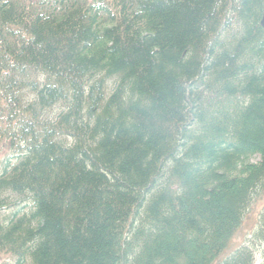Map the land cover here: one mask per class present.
Wrapping results in <instances>:
<instances>
[{
  "label": "trees",
  "instance_id": "obj_1",
  "mask_svg": "<svg viewBox=\"0 0 264 264\" xmlns=\"http://www.w3.org/2000/svg\"><path fill=\"white\" fill-rule=\"evenodd\" d=\"M263 12L264 0H0V151L15 157L0 194L16 198L0 254L253 264L227 253L264 190Z\"/></svg>",
  "mask_w": 264,
  "mask_h": 264
},
{
  "label": "rangeland",
  "instance_id": "obj_2",
  "mask_svg": "<svg viewBox=\"0 0 264 264\" xmlns=\"http://www.w3.org/2000/svg\"><path fill=\"white\" fill-rule=\"evenodd\" d=\"M111 85V84H110ZM54 112L59 111V107L54 108ZM8 160L15 161L14 154L8 150L0 151V173L8 164ZM259 157L252 159V163H258ZM0 221H6L16 209H13L11 204L16 202L14 196L8 194H0ZM22 211V210H20ZM264 224V190L260 191L257 197L254 196L252 204L243 218L242 224L230 245V250L227 254L241 250L248 249L253 254V264H264V240L260 236L261 227ZM0 264H17L16 259L11 255L0 254Z\"/></svg>",
  "mask_w": 264,
  "mask_h": 264
},
{
  "label": "water",
  "instance_id": "obj_3",
  "mask_svg": "<svg viewBox=\"0 0 264 264\" xmlns=\"http://www.w3.org/2000/svg\"><path fill=\"white\" fill-rule=\"evenodd\" d=\"M260 24H261V27L264 29V12H263V16H262Z\"/></svg>",
  "mask_w": 264,
  "mask_h": 264
}]
</instances>
